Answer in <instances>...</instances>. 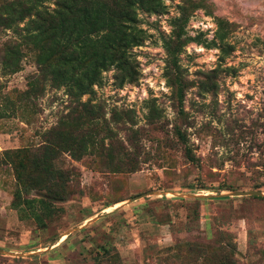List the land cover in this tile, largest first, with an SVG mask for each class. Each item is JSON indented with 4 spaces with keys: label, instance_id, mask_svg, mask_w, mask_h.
Wrapping results in <instances>:
<instances>
[{
    "label": "rangeland",
    "instance_id": "rangeland-1",
    "mask_svg": "<svg viewBox=\"0 0 264 264\" xmlns=\"http://www.w3.org/2000/svg\"><path fill=\"white\" fill-rule=\"evenodd\" d=\"M17 1L0 0V264H264V196L229 195L264 193V0L139 10L136 79L113 66L83 95L32 88L30 17L1 12Z\"/></svg>",
    "mask_w": 264,
    "mask_h": 264
},
{
    "label": "trees",
    "instance_id": "trees-1",
    "mask_svg": "<svg viewBox=\"0 0 264 264\" xmlns=\"http://www.w3.org/2000/svg\"><path fill=\"white\" fill-rule=\"evenodd\" d=\"M49 1L53 2V7L46 4ZM18 6L20 20L30 17L25 41L35 44L39 50L38 64L42 73L33 81L32 88L38 80H48L49 75L55 84L64 85L70 94L77 95L89 93L95 84L101 83L103 72L113 66L122 83L134 81L136 75L131 49L142 44L145 37L139 10L153 14L164 12L166 7L164 0H18L1 9L2 15H8L4 18L8 27H14V20L9 15ZM179 22L180 19L175 23L179 27L177 36L181 38L183 24ZM219 35L223 56L228 54V43L223 34ZM172 40L166 42L168 52L173 56L172 69L175 70L174 79L169 76V80L173 81L182 106L186 81L177 62L176 48L171 45ZM19 69L20 66L13 68L14 71ZM177 133L186 143L185 134L180 129ZM15 195V199L22 198L18 192ZM28 202L32 206L35 202L43 203L36 199ZM42 209L50 216L55 208L44 204Z\"/></svg>",
    "mask_w": 264,
    "mask_h": 264
},
{
    "label": "water",
    "instance_id": "water-1",
    "mask_svg": "<svg viewBox=\"0 0 264 264\" xmlns=\"http://www.w3.org/2000/svg\"><path fill=\"white\" fill-rule=\"evenodd\" d=\"M225 195V194H223ZM229 195L232 196H249V195H254V196H264V193L262 190L258 189H251V190H234L229 193ZM222 196V194H220ZM140 196L132 198V201L139 198Z\"/></svg>",
    "mask_w": 264,
    "mask_h": 264
}]
</instances>
